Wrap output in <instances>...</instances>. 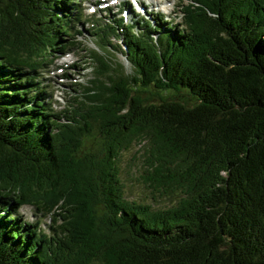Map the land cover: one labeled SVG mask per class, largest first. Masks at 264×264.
<instances>
[{"label": "trees", "instance_id": "trees-1", "mask_svg": "<svg viewBox=\"0 0 264 264\" xmlns=\"http://www.w3.org/2000/svg\"><path fill=\"white\" fill-rule=\"evenodd\" d=\"M81 3L0 0V264H264V0L95 19L98 48L134 71L91 53L87 115L57 111L41 80L80 45ZM137 145L151 193L176 204L125 196Z\"/></svg>", "mask_w": 264, "mask_h": 264}, {"label": "rangeland", "instance_id": "rangeland-1", "mask_svg": "<svg viewBox=\"0 0 264 264\" xmlns=\"http://www.w3.org/2000/svg\"><path fill=\"white\" fill-rule=\"evenodd\" d=\"M85 1L86 0H84V2ZM95 1L96 0H90V2L83 3V15L91 22L88 24L87 22L82 21V25L80 24L79 26L78 24L76 26L82 33L79 37L76 36L80 42L78 48L71 51L72 55L70 57L67 56L66 58L64 57L54 63H51L48 71L43 73L41 77V80L44 81V85L49 86L48 92H52L51 100L52 103H55V109L57 111H63L65 109L74 111L75 109L79 111L81 115H87L82 103H90L88 99H86V89L92 87V80H94V75L96 74V64L91 57V53L94 51L101 55H106L115 66L117 64L122 65L126 75L133 74V67L127 62V59L121 52L112 51L110 48H108L109 51L106 52L103 51V49L98 48L96 36H92L90 33V28L93 29L91 24L93 18L97 20L102 19L103 16L106 15V11L104 10L105 7H110L112 14L118 15L117 18H119L124 13V10L120 8L118 10L117 7L127 0H97L106 2V4L98 7L95 4ZM149 1L153 2L158 7L152 10L154 14L158 13L157 11H164L168 14L170 19H174V23L181 24L182 14L179 10L182 9L180 7L182 0ZM183 2V4H186L187 0H183ZM91 8H96V13H90L92 10ZM101 9L103 10L102 12H100ZM138 11L144 13L140 6ZM109 16L110 15H108V17ZM142 16L147 19L151 18L147 16L146 13L141 15V17ZM152 17L154 18V16ZM130 18L133 19L131 15ZM128 21L130 22V19H128ZM66 39L68 38L66 37ZM112 41L113 45L117 47L121 45V41ZM121 48L123 49V46H121ZM74 64L77 67H71V65ZM77 84H80L81 87H77ZM83 89H85V91ZM84 95H86V97H84ZM145 161L144 151L142 152L139 145L134 146L130 151L123 153L122 160H120V178L124 185L125 196L128 199L137 202H147L156 208H164L176 204V197H167L165 195L163 196L151 193L148 184H146L143 179L145 175ZM21 216L23 222L26 221L29 224L35 225L39 223L43 232L51 234L50 229L54 226V222L51 221V217H42L33 207H25L22 209Z\"/></svg>", "mask_w": 264, "mask_h": 264}, {"label": "bare ground", "instance_id": "bare-ground-1", "mask_svg": "<svg viewBox=\"0 0 264 264\" xmlns=\"http://www.w3.org/2000/svg\"><path fill=\"white\" fill-rule=\"evenodd\" d=\"M140 13V12H139ZM163 13V12H162ZM139 17H141V15L140 14H137ZM149 16V15H148ZM150 17V16H149ZM134 18V17H133ZM142 18H143V16H142ZM132 19V18H131ZM147 19V18H146Z\"/></svg>", "mask_w": 264, "mask_h": 264}]
</instances>
